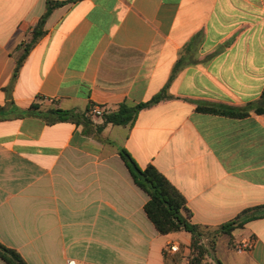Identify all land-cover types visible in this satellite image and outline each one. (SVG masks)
<instances>
[{"label": "crops", "instance_id": "obj_1", "mask_svg": "<svg viewBox=\"0 0 264 264\" xmlns=\"http://www.w3.org/2000/svg\"><path fill=\"white\" fill-rule=\"evenodd\" d=\"M46 2L0 0V108L35 104L100 125L93 105L115 112L165 87L171 98L99 135L84 123L0 112V243L27 264H192V235L158 232L120 150L156 167L194 224L214 230L264 205V113L198 110L262 105L264 0L67 2L46 21L8 96ZM172 245L179 251L166 253ZM219 263L264 264V218L235 230L231 245L221 237L202 264Z\"/></svg>", "mask_w": 264, "mask_h": 264}, {"label": "trees", "instance_id": "obj_2", "mask_svg": "<svg viewBox=\"0 0 264 264\" xmlns=\"http://www.w3.org/2000/svg\"><path fill=\"white\" fill-rule=\"evenodd\" d=\"M69 1H54L47 0L46 11L40 18L32 32L31 40L24 47L21 56L17 61L12 81L8 87L4 89L8 96L13 88L18 73L32 47L44 36V26L52 12L66 4ZM171 96L167 93V87L161 92L152 97L147 102L132 105L125 101L120 104L115 112L104 113L103 123L95 125L86 121L84 114H78L73 111L51 108L47 111H42L35 104H32L27 111L22 110H7L0 108L3 112V117H20L34 114L46 122L53 124L58 122L70 121L74 123H84L88 127V133L100 134L105 126H126L132 123L138 113L143 109L150 108L160 102L170 99ZM261 106L252 108H233V107H218L214 105L201 106L198 108L200 112L222 115L231 118H244L250 115L251 112L257 114L264 113V90L260 99ZM120 155L130 170L135 183L144 190L149 200L145 205V211L149 219L153 222L160 234L166 235L173 232L187 231L192 235L190 244L191 262L192 264H202L206 257L216 250V245L221 237L229 238V244H232L233 232L237 229H242L244 226L253 220L264 218V205L250 207L243 210L234 219L223 223L216 229H211L208 226L198 225L191 222V211L187 207L185 197L176 189L170 181L154 166L149 165L145 168L140 167L126 149L120 150ZM0 257L9 264H27L21 255L14 249L8 248L0 243ZM221 264V263H219Z\"/></svg>", "mask_w": 264, "mask_h": 264}, {"label": "built area", "instance_id": "obj_3", "mask_svg": "<svg viewBox=\"0 0 264 264\" xmlns=\"http://www.w3.org/2000/svg\"><path fill=\"white\" fill-rule=\"evenodd\" d=\"M104 113H105L104 108L98 105H93L89 111L90 116L94 118H102ZM250 245H251L250 241H246L244 243L237 245L236 247L239 250H246L247 248L250 247ZM178 251H179L178 245H172L166 249V253H176ZM67 264H77V263L75 260L71 259V260H68Z\"/></svg>", "mask_w": 264, "mask_h": 264}, {"label": "rangeland", "instance_id": "obj_4", "mask_svg": "<svg viewBox=\"0 0 264 264\" xmlns=\"http://www.w3.org/2000/svg\"><path fill=\"white\" fill-rule=\"evenodd\" d=\"M222 243V242H221Z\"/></svg>", "mask_w": 264, "mask_h": 264}]
</instances>
